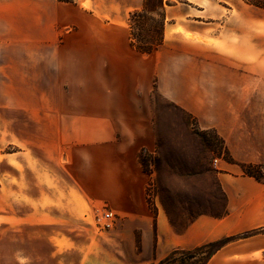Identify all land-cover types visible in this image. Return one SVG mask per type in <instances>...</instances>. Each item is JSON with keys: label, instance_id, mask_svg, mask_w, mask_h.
Instances as JSON below:
<instances>
[{"label": "crops", "instance_id": "obj_1", "mask_svg": "<svg viewBox=\"0 0 264 264\" xmlns=\"http://www.w3.org/2000/svg\"><path fill=\"white\" fill-rule=\"evenodd\" d=\"M145 1L0 0V112L22 117L10 144L38 165L8 172L0 264H63L67 254L72 264H158L246 233L254 234L206 264H264V183L240 167L264 166V10L243 0H165L163 44L142 54L129 17ZM156 89L214 131L234 161L218 159L224 214H202L181 230L151 206L140 160L158 150ZM64 179L74 188L59 186ZM78 197L112 211L113 227L85 246L74 239L70 253L48 252L62 241V205L74 217Z\"/></svg>", "mask_w": 264, "mask_h": 264}, {"label": "rangeland", "instance_id": "obj_2", "mask_svg": "<svg viewBox=\"0 0 264 264\" xmlns=\"http://www.w3.org/2000/svg\"><path fill=\"white\" fill-rule=\"evenodd\" d=\"M158 4V0H155L150 8ZM161 26L162 20L159 16L148 14L136 24L135 32L143 37L144 43H149L152 36L159 35ZM151 108L158 142L157 152L145 158V170L149 175L148 195L151 206L157 204L166 211L177 230H181L202 214L223 215L225 200L216 182V172L224 170L222 168L219 170L218 163L215 161L224 160L225 152L217 134L212 130H200L193 118L171 105L157 89L152 95ZM18 118L22 117L0 112V219L6 218L8 172L19 173L26 167L27 169L30 167L34 172L38 170L37 163L27 162L25 164L23 162L24 148L10 144L20 139L16 131L22 128V121H17ZM9 154H11V162L8 161ZM47 178V187H54V179L49 173H47ZM262 179L264 183V166H262ZM18 181L16 176L14 181L11 180V186L13 183L17 186ZM57 182L63 188L68 186L74 188L68 180ZM72 199L75 200V197ZM50 203L48 197V214L50 210L52 215H55L49 207ZM62 210V241L48 244V252L70 253L75 246L72 243L74 239L82 241L85 246L87 241H91L101 232H106L113 227L103 228L99 223L104 211L109 210L107 207L89 208L81 200L78 202L76 216H72L71 207L65 204L62 205ZM48 218H50L49 215ZM71 258V255L67 254L63 264L76 263V260Z\"/></svg>", "mask_w": 264, "mask_h": 264}, {"label": "trees", "instance_id": "obj_3", "mask_svg": "<svg viewBox=\"0 0 264 264\" xmlns=\"http://www.w3.org/2000/svg\"><path fill=\"white\" fill-rule=\"evenodd\" d=\"M64 3L76 4L77 0H57ZM155 0H146L144 8L141 11L134 12L129 17V25L131 30V40L133 46L136 50L142 54H150L155 49L160 47L164 41V31H165V0H158V5L150 8L154 4ZM246 4L253 7L264 10V0H243ZM148 14H156L162 20L161 32L158 36H152L149 43H144L143 37L140 34L135 32V26L138 24L141 19L145 18ZM178 109L176 106H174ZM179 110V109H178ZM184 113V112H183ZM186 114V113H185ZM218 136V135H217ZM220 139V137L218 136ZM221 140V139H220ZM224 146V160L229 163H234L232 157L230 156L227 148L224 145V142L221 140ZM146 151L140 153V160L145 167V158L150 157ZM244 175L252 177L259 182L262 180V166H253V165H240ZM254 233H246L240 236L228 237L222 240L215 242L206 243L200 247H197L193 250H176L172 252L166 259L160 261L158 264H206L219 250L228 245L231 242H234L238 239L248 238Z\"/></svg>", "mask_w": 264, "mask_h": 264}, {"label": "built area", "instance_id": "obj_4", "mask_svg": "<svg viewBox=\"0 0 264 264\" xmlns=\"http://www.w3.org/2000/svg\"><path fill=\"white\" fill-rule=\"evenodd\" d=\"M215 163H218V160H216ZM114 220V213L110 210H105L99 219V223L103 228H111L113 226Z\"/></svg>", "mask_w": 264, "mask_h": 264}]
</instances>
